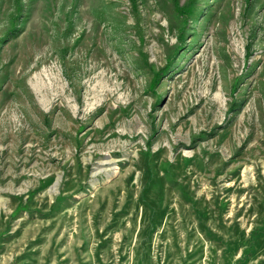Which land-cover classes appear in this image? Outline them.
Segmentation results:
<instances>
[{
  "label": "rangeland",
  "instance_id": "obj_1",
  "mask_svg": "<svg viewBox=\"0 0 264 264\" xmlns=\"http://www.w3.org/2000/svg\"><path fill=\"white\" fill-rule=\"evenodd\" d=\"M0 264H264V0H0Z\"/></svg>",
  "mask_w": 264,
  "mask_h": 264
}]
</instances>
